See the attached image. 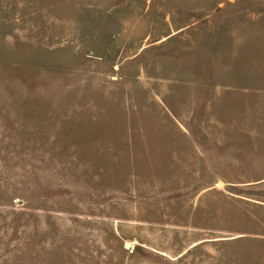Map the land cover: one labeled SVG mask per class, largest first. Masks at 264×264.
I'll return each mask as SVG.
<instances>
[{"label": "rangeland", "instance_id": "1", "mask_svg": "<svg viewBox=\"0 0 264 264\" xmlns=\"http://www.w3.org/2000/svg\"><path fill=\"white\" fill-rule=\"evenodd\" d=\"M0 264H264V0H0Z\"/></svg>", "mask_w": 264, "mask_h": 264}, {"label": "water", "instance_id": "2", "mask_svg": "<svg viewBox=\"0 0 264 264\" xmlns=\"http://www.w3.org/2000/svg\"><path fill=\"white\" fill-rule=\"evenodd\" d=\"M218 182H220V181H218Z\"/></svg>", "mask_w": 264, "mask_h": 264}]
</instances>
